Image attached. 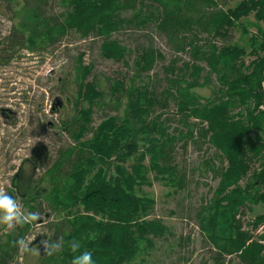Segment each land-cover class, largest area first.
Wrapping results in <instances>:
<instances>
[{
	"label": "trees",
	"instance_id": "obj_1",
	"mask_svg": "<svg viewBox=\"0 0 264 264\" xmlns=\"http://www.w3.org/2000/svg\"><path fill=\"white\" fill-rule=\"evenodd\" d=\"M40 1L24 0V17L18 27L24 40L12 37L32 52L73 31L81 38L99 37L103 58L127 65L125 58L131 51L112 35L127 26L142 27L150 22L169 39H183V33L198 27L216 41L204 49L192 35L187 46L193 62L182 69H176L175 63L165 68L169 76L168 87L161 93L163 101L171 98L175 102L179 120L188 128L176 136L169 133L162 114L151 117L154 106L165 104L150 89L148 76L162 55L148 47L136 53L128 85L123 80H108L110 96L118 102L126 100L122 116L106 117L90 139L81 141L89 130L92 106L104 96L95 83H84L91 69L78 61L76 103L87 107L76 113L77 124L71 133L76 146L65 153L69 157L77 152L76 159L63 187L51 189L47 198L51 210L68 212L65 224L69 231L61 234L64 248L56 257L48 256V261L71 264L79 253H72L68 242L75 239L81 252L93 253L95 264H131L153 247L155 239L167 235L160 221L149 219L154 199L139 196L136 189L149 182L150 172L160 181L175 182L172 148L178 141L193 139L189 124L193 120L200 127L199 137L226 162L218 172L213 198L197 214L199 230L218 250L217 264H222L223 255L237 256L241 264H264V247L241 231L237 218L239 210L249 212L251 205L264 203V111L259 110L264 101L260 86L264 79V31L253 38L249 53L253 60L247 64L242 48L226 44L236 23L250 14L264 26V0H240L227 11L218 8L216 0H61L66 10L58 16L45 15L38 6ZM199 4L207 9H197ZM199 62L208 70L204 78ZM212 76L218 88L211 100L202 102L193 90L209 84ZM18 192L16 196H25L33 213L35 197ZM262 222L264 216L256 217L253 228ZM22 236H8L6 244H0L1 263L10 258L14 242Z\"/></svg>",
	"mask_w": 264,
	"mask_h": 264
},
{
	"label": "rangeland",
	"instance_id": "obj_2",
	"mask_svg": "<svg viewBox=\"0 0 264 264\" xmlns=\"http://www.w3.org/2000/svg\"><path fill=\"white\" fill-rule=\"evenodd\" d=\"M239 1L216 0L223 11L233 9ZM24 4V0H0V188L17 200L25 213L30 212V204L25 196L16 195H19L18 191L30 192L31 197H35L33 213H39L41 219L28 224L27 229L17 226L9 230L0 225V244L5 245L8 236L14 239L20 233L22 238L32 241L33 247L39 246L41 250L38 255H21L15 246L10 251V258L0 264H54L48 261L40 241H56L69 231L65 224L70 217L68 212H54L47 198L51 189L63 187L65 176L76 159L77 152L69 157L65 153L76 146L71 138L77 124L76 113L87 107L86 103H76L78 61L91 69L84 83H95L104 96L92 106L89 130L81 141L90 139L106 117L122 116L126 100L121 98L118 102L110 96L108 80H123L128 85L133 77L136 53L148 47L162 55L148 76L150 89L165 104L154 106L151 117L162 114L169 133L176 136L179 132L186 133L188 128L180 122L175 102L171 98L163 101L161 93L168 87L169 76L165 68L175 63L176 69H182L183 65L193 62L187 46L192 35L196 44L204 49L216 41L198 27L193 28V32L183 33V39H169L156 28L155 22H150L142 27L127 26L112 35L113 40L131 51L125 58L127 65L103 58L99 37L81 38L73 31L55 44L32 52L26 44L15 43L12 39L24 40L18 33ZM38 6L48 16H58L66 10L61 0H41ZM197 9L205 11L207 7L199 4ZM129 14L124 16L129 17ZM262 31L264 26L250 14L236 23L226 44L242 48L247 54L244 59L247 64L253 60L249 55L252 40ZM199 65L204 69L201 74L204 78L208 70L203 62ZM210 79L209 84L193 90L202 102L211 100L218 88L216 77ZM189 124L193 139L178 141L172 148V165L177 174L175 182L160 181L150 172L149 182L136 189L139 196L154 199L155 206L149 219L160 221L168 234L155 239L153 247L140 253L131 264H217L218 250L199 230L197 214L213 198L219 183L218 172L226 167V162L199 137L197 122L191 120ZM250 208L249 212L239 210L245 216L243 223L247 228L241 227L244 233H248V219L264 216V203ZM221 262L241 264L237 256L228 255H223Z\"/></svg>",
	"mask_w": 264,
	"mask_h": 264
},
{
	"label": "clouds",
	"instance_id": "obj_3",
	"mask_svg": "<svg viewBox=\"0 0 264 264\" xmlns=\"http://www.w3.org/2000/svg\"><path fill=\"white\" fill-rule=\"evenodd\" d=\"M41 219L39 213L28 212L25 213L21 204L7 191L0 188V225L5 226L11 230L17 226L23 227L28 224H34ZM14 245L18 248L21 255L33 254L38 255L40 253V247H33L32 241L20 238L14 242ZM40 245L43 246L44 254L51 256L61 251L64 248L65 242L63 238L53 242L48 240H41ZM70 251L74 254L71 264H95L93 260V253L85 250L80 251L81 244L79 241L73 239L68 242Z\"/></svg>",
	"mask_w": 264,
	"mask_h": 264
},
{
	"label": "built area",
	"instance_id": "obj_4",
	"mask_svg": "<svg viewBox=\"0 0 264 264\" xmlns=\"http://www.w3.org/2000/svg\"><path fill=\"white\" fill-rule=\"evenodd\" d=\"M260 86H261L262 92H264V79H262ZM259 110L264 111V101H262V104L260 105ZM244 217L245 216L241 215V213H239L237 216L238 220L241 223V227H243V226L245 227V225H246L243 223ZM254 221H255V218H253V220L248 219V223H250V225L248 227V233L250 235L251 234L253 235V236L251 235L252 240L256 241L258 244H260L262 247H264V222L260 223L257 227L253 228ZM245 228H247V227H245ZM252 228L256 229V230L253 231ZM254 237H256V240L254 239Z\"/></svg>",
	"mask_w": 264,
	"mask_h": 264
}]
</instances>
